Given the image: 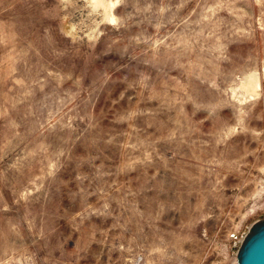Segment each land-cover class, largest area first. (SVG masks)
I'll return each instance as SVG.
<instances>
[{"label":"rangeland","instance_id":"374dc122","mask_svg":"<svg viewBox=\"0 0 264 264\" xmlns=\"http://www.w3.org/2000/svg\"><path fill=\"white\" fill-rule=\"evenodd\" d=\"M260 220L264 0H0V264H237Z\"/></svg>","mask_w":264,"mask_h":264},{"label":"water","instance_id":"95a60500","mask_svg":"<svg viewBox=\"0 0 264 264\" xmlns=\"http://www.w3.org/2000/svg\"><path fill=\"white\" fill-rule=\"evenodd\" d=\"M237 264H264V220L253 224L236 255Z\"/></svg>","mask_w":264,"mask_h":264},{"label":"bare ground","instance_id":"6f19581e","mask_svg":"<svg viewBox=\"0 0 264 264\" xmlns=\"http://www.w3.org/2000/svg\"><path fill=\"white\" fill-rule=\"evenodd\" d=\"M259 87V82L258 79L256 77H250L249 80H247V82L245 83V89L248 92H254L256 91V89Z\"/></svg>","mask_w":264,"mask_h":264}]
</instances>
